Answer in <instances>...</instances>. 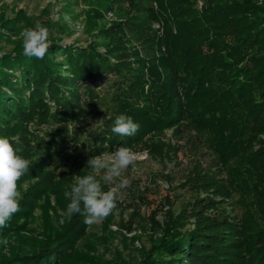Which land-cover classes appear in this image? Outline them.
Listing matches in <instances>:
<instances>
[{
    "label": "rangeland",
    "instance_id": "1",
    "mask_svg": "<svg viewBox=\"0 0 264 264\" xmlns=\"http://www.w3.org/2000/svg\"><path fill=\"white\" fill-rule=\"evenodd\" d=\"M155 6L153 0H0V58L13 57L15 50L23 52L22 32L39 22L49 29V48H58L57 53L48 50L39 59L41 65L63 69L66 54L93 51L119 68L112 73L102 69L99 79L79 86V119L61 117L52 127L24 125L30 137L26 146L20 145L31 165L17 182L20 210L0 228L6 234L0 233V255L28 251L58 236L68 246L64 245L60 264H135L168 226L185 233L199 223L214 224L213 232L223 238L230 225L250 223L246 235L255 222L254 230L262 225L256 191L229 185L233 156L216 153L213 132L202 128L196 114L171 127L143 126L126 137L115 133V144L109 143L119 115L143 124L157 106L149 69L157 71V58L164 50L158 43L163 26L151 21L145 10ZM121 146L137 159L123 174L130 183L120 190L114 212L92 226L80 213L67 219L63 213L70 201L64 192L71 190L77 175L92 171L87 160ZM113 186L101 185L104 191Z\"/></svg>",
    "mask_w": 264,
    "mask_h": 264
},
{
    "label": "trees",
    "instance_id": "2",
    "mask_svg": "<svg viewBox=\"0 0 264 264\" xmlns=\"http://www.w3.org/2000/svg\"><path fill=\"white\" fill-rule=\"evenodd\" d=\"M153 2L156 6L146 8V14L163 26L158 43L164 50L157 58V71L149 66L152 96L157 95L158 102L138 125L171 127L196 114L202 128L213 132L216 153L233 156L229 185L256 191L262 225L254 230L255 222L249 236L245 233L250 223L230 225L223 238L213 232L214 224L199 223L185 233L168 226L135 264H264V0ZM64 57L65 68L58 70L21 50L0 58V137L19 134L26 146L30 135L25 124L52 127L61 117L79 119V86L99 79L102 69L107 73L119 69L93 51ZM137 72L144 81V72ZM111 136L109 143L115 144V133ZM18 154L24 157L23 147ZM64 245L68 247L66 240L56 236L28 251L2 254L0 264H60Z\"/></svg>",
    "mask_w": 264,
    "mask_h": 264
},
{
    "label": "clouds",
    "instance_id": "3",
    "mask_svg": "<svg viewBox=\"0 0 264 264\" xmlns=\"http://www.w3.org/2000/svg\"><path fill=\"white\" fill-rule=\"evenodd\" d=\"M23 54L29 58L43 59L50 46L49 29L36 23L35 28H25L22 32ZM112 132L132 136L139 130L131 116L119 115L112 127ZM20 136L0 137V228L6 227L7 221L20 210L17 182L29 172L31 161L19 155L22 151ZM137 156L126 147H119L111 153H101L87 160V167L92 171L83 177L77 175L75 184L64 197L70 202L63 215L71 219L74 214L84 215V223L88 226L101 223L112 214L117 207L122 189L129 186L130 181L123 174L130 165L134 166ZM102 183L114 185L109 190H102ZM83 205V208H81ZM65 222L60 220V224ZM7 246L9 241L4 238Z\"/></svg>",
    "mask_w": 264,
    "mask_h": 264
}]
</instances>
